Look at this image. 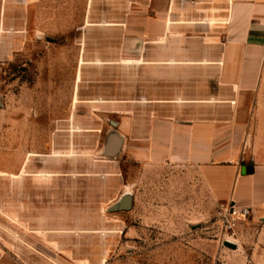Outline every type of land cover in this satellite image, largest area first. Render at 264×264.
I'll return each mask as SVG.
<instances>
[{"label":"crops","instance_id":"obj_1","mask_svg":"<svg viewBox=\"0 0 264 264\" xmlns=\"http://www.w3.org/2000/svg\"><path fill=\"white\" fill-rule=\"evenodd\" d=\"M19 3L36 36L74 50L61 61L75 106L109 113L102 156L138 169L111 207L142 188L158 206L210 208V264H264V0ZM229 203L251 211L222 232Z\"/></svg>","mask_w":264,"mask_h":264},{"label":"rangeland","instance_id":"obj_2","mask_svg":"<svg viewBox=\"0 0 264 264\" xmlns=\"http://www.w3.org/2000/svg\"><path fill=\"white\" fill-rule=\"evenodd\" d=\"M19 2L0 0V248L7 250L6 263L210 264V208L158 206L165 202L158 193L140 187L133 207H111L138 169L119 170L102 156L109 113L75 106L73 65L61 61L74 50L66 40L36 36L30 7Z\"/></svg>","mask_w":264,"mask_h":264},{"label":"built area","instance_id":"obj_3","mask_svg":"<svg viewBox=\"0 0 264 264\" xmlns=\"http://www.w3.org/2000/svg\"><path fill=\"white\" fill-rule=\"evenodd\" d=\"M250 211L249 207L237 208L230 203L224 205L217 214V220L222 232H233L237 223L246 219Z\"/></svg>","mask_w":264,"mask_h":264},{"label":"water","instance_id":"obj_4","mask_svg":"<svg viewBox=\"0 0 264 264\" xmlns=\"http://www.w3.org/2000/svg\"><path fill=\"white\" fill-rule=\"evenodd\" d=\"M250 166H243L242 167V169H241V172L243 173V174H245V173H249L250 171ZM114 208H128V207H124V206H119V207H114Z\"/></svg>","mask_w":264,"mask_h":264}]
</instances>
